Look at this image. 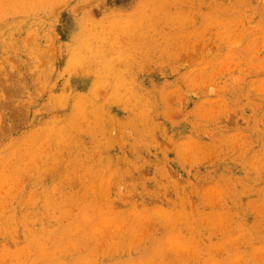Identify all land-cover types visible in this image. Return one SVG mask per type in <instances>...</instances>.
I'll return each instance as SVG.
<instances>
[{
	"label": "rangeland",
	"instance_id": "obj_1",
	"mask_svg": "<svg viewBox=\"0 0 264 264\" xmlns=\"http://www.w3.org/2000/svg\"><path fill=\"white\" fill-rule=\"evenodd\" d=\"M0 264H264V0H0Z\"/></svg>",
	"mask_w": 264,
	"mask_h": 264
},
{
	"label": "bare ground",
	"instance_id": "obj_2",
	"mask_svg": "<svg viewBox=\"0 0 264 264\" xmlns=\"http://www.w3.org/2000/svg\"><path fill=\"white\" fill-rule=\"evenodd\" d=\"M175 22H176V21H175ZM31 47H32V46H31ZM33 51H34V50H33ZM33 51H32V52H33ZM41 53H43V52H41ZM40 55H41V54H40ZM36 57H37V55H36ZM42 57H45V56H42ZM48 57H49V56H48ZM37 58H39V57H37ZM44 71H45V70H44ZM40 72H41V71H40ZM46 74H47V72H46ZM46 76H47V75H46ZM45 80H46V79H45ZM45 80H43V81H45ZM43 81H42V82H43ZM22 83H23V82H22ZM45 83H46V82H45ZM25 84H26V83H25ZM34 87H35V86H34Z\"/></svg>",
	"mask_w": 264,
	"mask_h": 264
}]
</instances>
